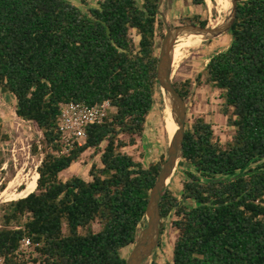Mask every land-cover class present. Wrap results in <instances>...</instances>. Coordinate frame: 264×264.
<instances>
[{
    "label": "trees",
    "instance_id": "obj_1",
    "mask_svg": "<svg viewBox=\"0 0 264 264\" xmlns=\"http://www.w3.org/2000/svg\"><path fill=\"white\" fill-rule=\"evenodd\" d=\"M157 5L97 0L83 10L70 0H0V91L14 98L18 118L41 131L43 154L35 190L0 204L5 264H125L120 250L145 226L165 160L161 154L143 166L124 151L143 136L156 103ZM188 23L207 24L199 16ZM228 34L196 85L219 90L232 134L221 143L203 117L185 129L180 198L167 187L159 202L161 219L173 215L177 233L170 264H264V0H237ZM173 84L186 102L192 79ZM103 100L114 112L87 128L83 145L60 154L59 105ZM8 140L0 124V142ZM91 149L101 166L91 165L90 179H63ZM24 238L31 247L18 257Z\"/></svg>",
    "mask_w": 264,
    "mask_h": 264
},
{
    "label": "rangeland",
    "instance_id": "obj_2",
    "mask_svg": "<svg viewBox=\"0 0 264 264\" xmlns=\"http://www.w3.org/2000/svg\"><path fill=\"white\" fill-rule=\"evenodd\" d=\"M70 1L83 10H86L87 6L97 5V0H86V4H83L80 0ZM159 10L165 16L166 23L170 28L190 24L188 22L195 16L205 19L207 22L206 26L210 27V24L218 16L213 0L211 3L205 1L204 5L194 4L192 0H162ZM156 33L159 44L157 48L158 54L163 38V36L161 38V35L165 33L164 23L157 26ZM181 41L182 39H179L175 45ZM229 43L230 35L226 33L220 38L201 41L195 46L183 47L181 57L177 61H173L172 72V81H183L188 78H191L193 81L191 95L186 101L185 129L192 127L195 118L203 117L211 124L215 136L221 143H225L230 138L232 128L227 126L226 119L220 114V92L218 89L204 83L196 85V76L203 70L208 59L216 52L227 48ZM201 79L203 81L204 77L202 76ZM155 99L156 103L147 118L143 136L137 138L136 145L124 149V151L133 155L143 166H147L150 162L158 160L161 154H164L166 157L168 144V136L164 129L166 106L159 87ZM113 112L114 110L111 113ZM0 124L2 130L9 136L8 141L0 142V184L1 182H5V189L10 181H14L13 187L9 190L10 192H14V190L24 188L25 182L34 175L37 166L41 162L43 157L40 144L42 133L34 123L22 120L15 115L14 98L1 91ZM33 142H36L38 145L36 153L32 152ZM92 164L98 167L101 166L99 155H93V150L91 149L84 152L77 162L73 163L61 174V177L66 179L72 175H77L88 180L90 179L88 172ZM186 168H188L186 164H178L175 173L167 185L178 198L181 195L182 181L184 179L183 171ZM4 189L0 190V192ZM8 201L2 198L0 199V204ZM172 220L173 215L161 219V228L162 225L164 228L162 233L160 231L158 246L152 255L142 264H148L151 260L171 263L172 248L177 235L171 226ZM132 247L133 245L122 248L120 250L121 256L126 259Z\"/></svg>",
    "mask_w": 264,
    "mask_h": 264
},
{
    "label": "water",
    "instance_id": "obj_3",
    "mask_svg": "<svg viewBox=\"0 0 264 264\" xmlns=\"http://www.w3.org/2000/svg\"><path fill=\"white\" fill-rule=\"evenodd\" d=\"M161 3L162 0H158L157 14L164 23L165 33L161 40L157 56L156 79L165 106L169 108L176 128L171 136L167 134L168 144L166 157L150 190L146 204V224L139 231L133 247L125 259V264H142L157 248L161 231V215L159 209L161 193L166 189L182 159L186 125V102L175 89L172 81L173 50L175 43L179 39H183L191 34L202 36V41L220 38L228 33L236 16L237 0H229L230 6L228 12L223 16L220 23L213 27L186 24L170 28L166 23L165 16L159 10Z\"/></svg>",
    "mask_w": 264,
    "mask_h": 264
},
{
    "label": "built area",
    "instance_id": "obj_4",
    "mask_svg": "<svg viewBox=\"0 0 264 264\" xmlns=\"http://www.w3.org/2000/svg\"><path fill=\"white\" fill-rule=\"evenodd\" d=\"M114 110L109 100L95 104L85 102H63L59 105L57 118L59 140L61 143L60 154H66L75 146H81L87 136V128L92 124L103 122ZM31 242L24 238L17 250L18 257L27 256ZM0 264H5L0 256Z\"/></svg>",
    "mask_w": 264,
    "mask_h": 264
},
{
    "label": "bare ground",
    "instance_id": "obj_5",
    "mask_svg": "<svg viewBox=\"0 0 264 264\" xmlns=\"http://www.w3.org/2000/svg\"><path fill=\"white\" fill-rule=\"evenodd\" d=\"M205 1H207L208 3H211L212 0H205ZM213 1L215 3V9L218 13V16H217L216 20L212 24H210V27L211 26L213 27V26L220 23L223 16L228 12V9L230 6L229 0H213ZM202 39H203L202 36L193 35V34L183 38L181 42L176 44V45H178V47H176V45L174 46L173 60L177 61L181 57L183 47L195 46L199 42H201ZM175 128H176V125L173 122L169 108L166 107L164 129H165L166 133L171 136L173 134ZM37 178H38V173L35 172L34 175L30 179H27V181L25 182L24 188H22L21 190H16V191L14 190V192L9 191L14 185V181H10L8 186L3 191L0 192V199L3 198L6 201H8V200H16L18 198L25 197L26 195L30 194L31 192H33L35 190ZM16 179H17V177H16Z\"/></svg>",
    "mask_w": 264,
    "mask_h": 264
}]
</instances>
